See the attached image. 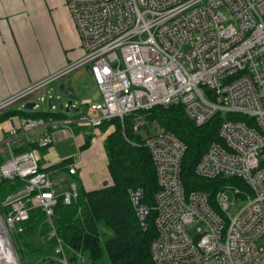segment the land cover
Wrapping results in <instances>:
<instances>
[{
  "label": "built area",
  "instance_id": "built-area-1",
  "mask_svg": "<svg viewBox=\"0 0 264 264\" xmlns=\"http://www.w3.org/2000/svg\"><path fill=\"white\" fill-rule=\"evenodd\" d=\"M67 7L84 55L0 101V115L83 67L91 69L103 101L83 103L97 117H25L11 126L4 141L10 156L0 171L4 179L24 185L2 202L7 235L23 233L31 212L41 209L53 227L50 238L56 237L52 218L59 199L70 205L79 197L76 180L58 192L38 151L15 153L11 140L50 126L99 129L114 119L124 126L129 117L133 131L141 133L149 111L182 105L198 126L223 117L222 142L203 154L197 174L241 178L251 193L234 216L227 191H219L213 202L204 192L188 193L181 177L186 146L168 132L146 136L160 191L153 208L143 203L142 191L130 197L142 227L155 212V264H264V0H68ZM59 97L48 91L34 108ZM53 141L46 133L36 145L44 149ZM66 170L77 176L78 161ZM57 240L59 260L69 264L63 241Z\"/></svg>",
  "mask_w": 264,
  "mask_h": 264
},
{
  "label": "trees",
  "instance_id": "trees-1",
  "mask_svg": "<svg viewBox=\"0 0 264 264\" xmlns=\"http://www.w3.org/2000/svg\"><path fill=\"white\" fill-rule=\"evenodd\" d=\"M15 115L25 116L26 113L1 114L0 122ZM26 116L47 121L63 118L62 113L51 110ZM146 119L148 124L144 133L133 131L132 117L126 119L124 126L118 119L103 123V130H108L110 125L114 127L104 140L113 184L87 192L75 178L79 188L78 199L66 205L60 198L55 207L52 220L56 237L50 238L53 227L47 222L46 214L41 209H34L24 232L14 235L20 256L27 264H63L59 260L63 255L56 253L57 237L62 239L64 251L72 253L69 264H155L151 253L152 242L157 237L155 212L152 210L146 227H142L130 197L132 191H142L143 203L153 208L160 191L151 152L145 145L146 136L151 134L155 125L160 131L175 135L186 146L181 177L188 193L204 192L211 202L219 191L230 190L241 198L251 193L241 178L207 179L196 172L208 148L213 143L222 142L219 128L223 117L220 114L198 126L188 118L182 105H172L152 109L146 114ZM89 146L87 142L84 149ZM26 151L29 150L18 153ZM23 185L19 179H3L0 183V205ZM44 237L47 240L42 242L40 238Z\"/></svg>",
  "mask_w": 264,
  "mask_h": 264
},
{
  "label": "crops",
  "instance_id": "crops-1",
  "mask_svg": "<svg viewBox=\"0 0 264 264\" xmlns=\"http://www.w3.org/2000/svg\"><path fill=\"white\" fill-rule=\"evenodd\" d=\"M67 1L54 0L47 6V4L43 5V1L37 2V0H0V101L61 71L69 63L84 55L81 37L74 20L69 15ZM80 70L82 68L56 80L6 113L21 111L27 115L38 112L34 109L38 110L40 107L29 111L23 105L34 103L38 96L47 94L48 91L53 95L57 93L59 96L61 95L60 86L64 85V91L68 93L69 99L73 100V107L82 106L84 110L83 113L71 119L82 114L97 117L99 113L83 103L89 100L100 103L101 92L97 86L100 100L95 101L91 96L94 92L89 86L96 83L93 80L85 86L80 84L77 80V77L83 74L77 73ZM80 88H82L81 91ZM81 93L85 96L82 97ZM42 111H49V109L46 107V110L44 108ZM52 111H57V108ZM78 112L79 110L76 113ZM26 115H15L0 122V165L10 156L8 146L4 143L9 139V129L12 125L18 124L21 118L27 117ZM65 119L68 118L63 116L56 121ZM113 130L114 128L112 130L93 129L76 124L71 130L61 126H50L22 135L19 139H13L10 144L15 153L37 150L42 168L48 170L51 178L58 179L55 184L58 192L65 191L68 183L75 178L85 191L90 192L113 184L104 148V140ZM46 133H51L54 141L50 147L38 149L37 141ZM87 142L90 146L84 149ZM75 160L78 161L80 171L75 177L69 176L66 170L67 165ZM3 179L0 171V183ZM61 180L65 181L61 183ZM61 187L65 189L59 190ZM4 212L5 209L1 204L0 214Z\"/></svg>",
  "mask_w": 264,
  "mask_h": 264
},
{
  "label": "rangeland",
  "instance_id": "rangeland-1",
  "mask_svg": "<svg viewBox=\"0 0 264 264\" xmlns=\"http://www.w3.org/2000/svg\"><path fill=\"white\" fill-rule=\"evenodd\" d=\"M39 1H43V5H46L47 4V6H48V4L49 5H51V2L52 1H54V0H37V2H39ZM47 6L45 7V9L47 10ZM224 13H226L227 15H228V11H227V9H224ZM70 15V14H69ZM71 18H72V16H71ZM72 20H73V18H72ZM79 72H82L83 74L82 75H80V76H78L77 77V80L80 82V84H82L83 86H85L86 85V83H92V81H93V79H92V77L89 75V73L87 72V69H86V67H83L82 68V70H80V71H78L77 73H79ZM77 73H75V74H77ZM90 87V89L91 90H93V94L91 95V96H93V98H94V100L95 101H99L100 100V92H99V90H98V87H97V85L96 84H92L91 86H89ZM83 88V87H82ZM82 88H80V91L82 90ZM81 95H82V97L83 96H85L84 94H82L81 93ZM81 95H79V96H81ZM54 96L55 97H57L58 96V94L56 93V94H54ZM38 97H40V96H38ZM38 97L35 99V102L34 103H36L37 102V99H38ZM69 100H72L71 98L69 99V96L67 97V98H65V97H63V99L62 100H59L58 101V105L56 106V108H57V111H52V112H54V113H62L63 114V116L64 117H66V118H68V119H71V118H73V117H75V116H77L78 114H80V113H83L84 112V110L82 109L83 107L82 106H79V107H77L76 109H78L79 110V112L78 113H71V112H67L66 111V108L64 107V105L69 101ZM101 102L103 101V100H100ZM43 106L42 107H40L38 110L37 109H34V111L36 110V111H38V112H40V111H42V110H44V108H45V110H46V107H48V103H43L42 104ZM24 107H25V105H23ZM48 109H49V107H48ZM49 111H50V109H49ZM114 127L112 126V125H110L109 127H108V130H112ZM160 130L158 129V128H156V125L152 128V130H151V134H156V133H158ZM142 133H144V131H142ZM53 181H54V183L56 184V182L58 181V179H55L54 177L53 178H51ZM61 186H63V185H61ZM60 189H65V187H61V188H59V190ZM227 195H228V197H229V203H230V205H231V208H230V214L232 215V216H234V215H236L237 214V212L241 209V207L246 203V200L247 199H245V198H241V197H239V196H236L235 195V193L233 192V191H230V190H228L227 191ZM8 238H9V241H10V243H11V245H12V248H13V250H14V252H15V254H16V264H27L22 258H21V256H20V253H19V251H18V246H17V243H16V239H15V236L13 235V234H11V236H9L8 235ZM40 240L42 241V242H45L46 240H47V237L45 238H40ZM262 245L264 244V240L262 241V243H261ZM66 253V255H67V258L69 259L71 256H72V253L71 252H65ZM84 260H82V262H83ZM61 262V261H60ZM81 264H83V263H81Z\"/></svg>",
  "mask_w": 264,
  "mask_h": 264
},
{
  "label": "bare ground",
  "instance_id": "bare-ground-1",
  "mask_svg": "<svg viewBox=\"0 0 264 264\" xmlns=\"http://www.w3.org/2000/svg\"><path fill=\"white\" fill-rule=\"evenodd\" d=\"M16 264V254L0 221V264Z\"/></svg>",
  "mask_w": 264,
  "mask_h": 264
},
{
  "label": "water",
  "instance_id": "water-1",
  "mask_svg": "<svg viewBox=\"0 0 264 264\" xmlns=\"http://www.w3.org/2000/svg\"><path fill=\"white\" fill-rule=\"evenodd\" d=\"M89 74L91 75V69L90 68H87ZM60 97L57 99V100H53V99H49L48 101V107L50 110L53 109V107L58 105V101L59 100H62L63 97L67 98L68 97V93L66 91H64V85H61L60 86ZM35 107V103H29L25 106V109L26 110H29L31 111L33 108ZM64 107L66 108V111L69 113H76L78 111V109L74 108L73 107V100H69L65 105Z\"/></svg>",
  "mask_w": 264,
  "mask_h": 264
}]
</instances>
